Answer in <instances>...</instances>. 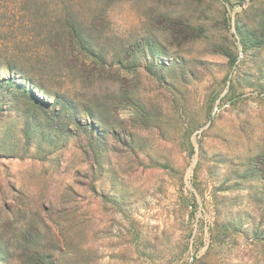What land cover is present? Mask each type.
<instances>
[{"label":"rangeland","instance_id":"374dc122","mask_svg":"<svg viewBox=\"0 0 264 264\" xmlns=\"http://www.w3.org/2000/svg\"><path fill=\"white\" fill-rule=\"evenodd\" d=\"M61 2L0 0V264H264V0Z\"/></svg>","mask_w":264,"mask_h":264},{"label":"trees","instance_id":"16d2710c","mask_svg":"<svg viewBox=\"0 0 264 264\" xmlns=\"http://www.w3.org/2000/svg\"><path fill=\"white\" fill-rule=\"evenodd\" d=\"M83 1H86V3H85L86 5L89 4L90 6H92L95 3L97 4L99 0H62V2H61L62 6H63V11L65 10V14L68 15L70 18H72V20H74V21H71L72 24H71V22H69L70 28H72V30H75V26H77L79 24L77 23L75 18L71 15L72 12H70L69 10L71 8H74V7H80L81 3ZM75 33H77L76 30H75ZM78 35H79V38H80V41H81V42H79V44L82 45V46H80V49L81 50H85L86 49V45H84V43H82V40H84V39H83V37L81 39V35L80 34H78ZM64 38H65L64 47L66 49H68V47H69V49H70L71 36H68V35L65 34Z\"/></svg>","mask_w":264,"mask_h":264}]
</instances>
